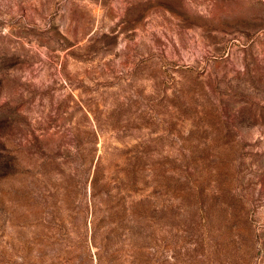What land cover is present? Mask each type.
<instances>
[{
	"label": "rangeland",
	"instance_id": "374dc122",
	"mask_svg": "<svg viewBox=\"0 0 264 264\" xmlns=\"http://www.w3.org/2000/svg\"><path fill=\"white\" fill-rule=\"evenodd\" d=\"M0 264H264V0H0Z\"/></svg>",
	"mask_w": 264,
	"mask_h": 264
}]
</instances>
